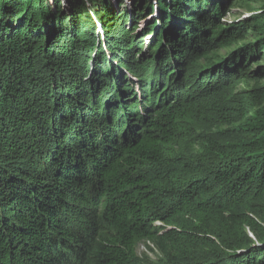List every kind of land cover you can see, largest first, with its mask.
Here are the masks:
<instances>
[{
	"label": "trees",
	"instance_id": "trees-1",
	"mask_svg": "<svg viewBox=\"0 0 264 264\" xmlns=\"http://www.w3.org/2000/svg\"><path fill=\"white\" fill-rule=\"evenodd\" d=\"M232 1L0 0V264H264V0Z\"/></svg>",
	"mask_w": 264,
	"mask_h": 264
},
{
	"label": "rangeland",
	"instance_id": "rangeland-1",
	"mask_svg": "<svg viewBox=\"0 0 264 264\" xmlns=\"http://www.w3.org/2000/svg\"><path fill=\"white\" fill-rule=\"evenodd\" d=\"M58 1L61 3L62 7L65 10H68L67 9L68 0H58ZM156 1L158 2V0H105V2H110L111 7L113 9H118L127 12L128 16L133 15V12H136L138 14L141 13V10H143V6L145 8V3L146 4L151 3L155 8L156 13L153 14L152 19H149V22H153V20L157 22V20L159 19L157 18L158 11L156 9ZM164 1L172 3L174 0H164ZM260 2L262 1L254 0V2H251L250 0H244L240 2H234V5L232 7L228 4L227 7H230V9L226 17L222 21L224 27H227L228 24H232L238 21L248 19L251 15H253L257 11ZM85 4L87 5L88 8H90L91 6H94L93 4L95 3H91L89 2V0H85ZM146 21L147 20H145L144 22H142L141 20L137 21V28L141 30L142 28L141 25L144 24ZM150 38L151 37H147L144 40L145 43L144 53L148 51L147 46L149 45ZM233 49L234 48L223 49L222 51H220V55H228V53L230 51H233ZM191 70L192 69H190L188 72H191ZM155 225L159 226L160 223H156ZM249 236L251 237V234H249ZM135 264H175V262L174 259H172L171 257L164 256L162 252L158 250V248L155 245L152 244L145 245L144 243H141L137 248V256H136Z\"/></svg>",
	"mask_w": 264,
	"mask_h": 264
}]
</instances>
